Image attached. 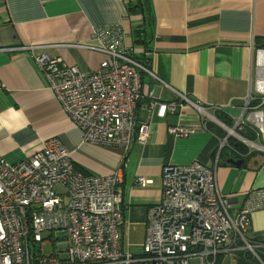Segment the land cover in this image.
<instances>
[{"label":"crops","instance_id":"crops-1","mask_svg":"<svg viewBox=\"0 0 264 264\" xmlns=\"http://www.w3.org/2000/svg\"><path fill=\"white\" fill-rule=\"evenodd\" d=\"M97 25L121 27L136 59L171 88L222 116L216 117L226 126L233 127L248 96L255 93L252 58L256 47H264V0H0V155L7 161L18 162L57 137L70 149L79 170L98 175L118 168L122 151L81 142V130L63 113L33 58L47 53L91 72L103 55L74 44H98L92 36ZM141 83L139 117L145 115L151 88L160 100L178 102L170 87L149 74L141 75ZM197 120V112L188 105L177 104L164 117L154 109L147 142L132 144L119 182L122 242L129 251H141L147 209L160 200L164 163L197 160L216 166L217 185L232 214L249 190L264 188V151L251 150L216 123L188 137H176L167 130L170 125L196 124ZM235 131L241 137L256 138L248 126ZM225 136L226 145L219 150ZM228 138L240 142L245 153L238 156ZM227 158L244 162L235 167L225 162ZM139 175L151 182L135 184ZM247 235L264 241V209L251 213ZM240 254L245 259L236 264H251L248 251Z\"/></svg>","mask_w":264,"mask_h":264},{"label":"built area","instance_id":"built-area-1","mask_svg":"<svg viewBox=\"0 0 264 264\" xmlns=\"http://www.w3.org/2000/svg\"><path fill=\"white\" fill-rule=\"evenodd\" d=\"M92 36L98 44H74L103 55L91 72L47 53L33 58L63 113L81 130V142L119 148V166L108 174L85 173L76 168L70 149L57 137L18 162L0 155V264H217L223 259L236 264L245 259L243 251L264 264V241L247 235L251 213L264 209V188L249 190L232 214L218 188L216 166L197 160L164 163L160 200L147 209L141 251L132 253L122 242L119 186L132 144L148 140L154 109L159 117L175 111L177 104L197 112L196 124L168 126L173 136L188 137L216 123L247 146L264 151V47L253 51L255 93L230 127L136 59L121 27L97 25ZM143 73L170 87L178 102L160 100L151 88L145 115L139 117ZM245 126L254 130L255 139L236 133L235 128ZM226 141L227 136L219 150ZM150 182L141 175L135 179L140 186ZM44 244L54 245L55 251L44 253Z\"/></svg>","mask_w":264,"mask_h":264},{"label":"trees","instance_id":"trees-1","mask_svg":"<svg viewBox=\"0 0 264 264\" xmlns=\"http://www.w3.org/2000/svg\"><path fill=\"white\" fill-rule=\"evenodd\" d=\"M218 118H221L222 119V116L220 115H216ZM224 120V119H223ZM212 126V123H209V128H211ZM213 127V126H212ZM220 133V132H219ZM221 134V133H220ZM228 145L231 146L232 148L235 149V151L238 153V156L245 153L246 151V148L240 143V142H237L235 141L234 138H228ZM224 148V147H223ZM222 148V149H223ZM221 149V150H222ZM247 261L251 264H258L257 260L255 258H252V256L249 254H247ZM262 260L264 262V255H262Z\"/></svg>","mask_w":264,"mask_h":264},{"label":"rangeland","instance_id":"rangeland-1","mask_svg":"<svg viewBox=\"0 0 264 264\" xmlns=\"http://www.w3.org/2000/svg\"><path fill=\"white\" fill-rule=\"evenodd\" d=\"M255 139V138H254ZM251 150H257V148L253 149V146L249 147ZM259 150V149H258ZM44 237H47L50 235V233H44ZM39 245V244H38ZM42 249L44 253H50L52 250L55 251V246L51 244H44L42 246ZM132 253H139V251H132Z\"/></svg>","mask_w":264,"mask_h":264},{"label":"water","instance_id":"water-1","mask_svg":"<svg viewBox=\"0 0 264 264\" xmlns=\"http://www.w3.org/2000/svg\"><path fill=\"white\" fill-rule=\"evenodd\" d=\"M225 162L231 166L239 167L244 162L243 159L227 158Z\"/></svg>","mask_w":264,"mask_h":264}]
</instances>
